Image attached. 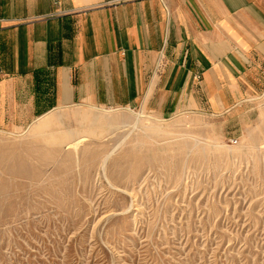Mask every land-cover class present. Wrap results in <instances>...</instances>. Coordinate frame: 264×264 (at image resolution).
<instances>
[{
  "label": "rangeland",
  "instance_id": "1",
  "mask_svg": "<svg viewBox=\"0 0 264 264\" xmlns=\"http://www.w3.org/2000/svg\"><path fill=\"white\" fill-rule=\"evenodd\" d=\"M0 264H264V94L1 128Z\"/></svg>",
  "mask_w": 264,
  "mask_h": 264
},
{
  "label": "crops",
  "instance_id": "2",
  "mask_svg": "<svg viewBox=\"0 0 264 264\" xmlns=\"http://www.w3.org/2000/svg\"><path fill=\"white\" fill-rule=\"evenodd\" d=\"M259 94L264 0H0V129L75 104L223 114Z\"/></svg>",
  "mask_w": 264,
  "mask_h": 264
},
{
  "label": "bare ground",
  "instance_id": "3",
  "mask_svg": "<svg viewBox=\"0 0 264 264\" xmlns=\"http://www.w3.org/2000/svg\"><path fill=\"white\" fill-rule=\"evenodd\" d=\"M53 121V120H52ZM51 120L50 121H46V122H44L43 123V126H42V128H46L49 124H50V122H52ZM40 131V130H39ZM61 140H62V136L59 138V139H57V137H55V136H53V138H52V142H55V143H59V142H61ZM64 143V142H63ZM133 149V148H132ZM136 149V148H135ZM134 149V150H135ZM137 149H139V148H137ZM131 150V149H130ZM133 151V150H132ZM137 151V150H136ZM130 152V151H129ZM135 152V151H134ZM138 152V151H137ZM131 154H133V153H131ZM135 154V153H134ZM139 154V153H138ZM133 156V155H132ZM135 156V155H134Z\"/></svg>",
  "mask_w": 264,
  "mask_h": 264
}]
</instances>
